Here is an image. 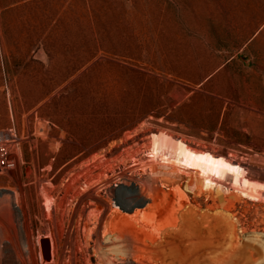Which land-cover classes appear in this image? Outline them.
<instances>
[{
    "label": "rangeland",
    "instance_id": "rangeland-1",
    "mask_svg": "<svg viewBox=\"0 0 264 264\" xmlns=\"http://www.w3.org/2000/svg\"><path fill=\"white\" fill-rule=\"evenodd\" d=\"M167 1L0 0V131L10 132L0 143L17 160L13 170L0 171V264H96L85 234L88 195L104 194L106 177L142 171L134 164L153 151L159 159L173 157L156 145L192 146L217 167L213 175L223 168L215 183L188 174L176 181L207 215L198 237L183 228L186 220L179 224L181 235L189 230L193 237L191 264H264V198L249 192L258 184L255 191H264V112L239 110L217 132L149 114L155 68L164 64L135 61L140 50L117 37L141 17L132 8L173 5ZM133 154L141 159L133 161ZM166 217L165 223L174 220ZM232 234L235 242L219 240ZM44 238L51 241L49 258ZM249 242L261 252L251 254ZM149 254L158 257L159 248ZM166 258L186 263L176 253Z\"/></svg>",
    "mask_w": 264,
    "mask_h": 264
},
{
    "label": "crops",
    "instance_id": "crops-1",
    "mask_svg": "<svg viewBox=\"0 0 264 264\" xmlns=\"http://www.w3.org/2000/svg\"><path fill=\"white\" fill-rule=\"evenodd\" d=\"M132 9L141 17L117 37L140 50L135 61L164 64L155 68L149 114L217 132L239 110L264 112V0H174Z\"/></svg>",
    "mask_w": 264,
    "mask_h": 264
},
{
    "label": "bare ground",
    "instance_id": "bare-ground-1",
    "mask_svg": "<svg viewBox=\"0 0 264 264\" xmlns=\"http://www.w3.org/2000/svg\"><path fill=\"white\" fill-rule=\"evenodd\" d=\"M184 146L192 150L183 148ZM184 146L182 148L174 146L172 149L168 146L165 148L166 146L156 145V150H168V153H172L173 157L165 156L164 159H159L158 153L153 151L149 159L134 164V167L142 171L133 174L134 172L122 170L110 179L106 177L105 193L99 192L98 195L94 193L88 195V204H86L85 210L89 209V228L85 234L89 240L94 242L92 247L97 261L96 264H167L168 259L166 257L175 253L186 261L185 264L194 262L193 260L197 257L196 251L190 245L192 241L189 240L193 237L187 234L189 230H193L197 237L201 236L200 228L202 231L204 230L201 226H205V224L203 225V218L205 219L207 215L191 206L192 200L189 194L176 181L182 178L184 174H188L198 178L202 176L215 183L222 179L221 176V178L215 176L219 175L223 168L219 167L218 172L216 171L217 174H214V176L210 169L214 171L217 167L207 162V157L195 153L199 149L189 145ZM150 147L147 148L150 150ZM132 156L133 161L141 159H138L135 154ZM105 174L108 175V173ZM244 180L246 181V179ZM254 187H251L252 189L249 191L250 197L252 195L254 198L255 196L259 199L264 198V191H255L256 188L254 189ZM214 188L217 187H211V189ZM105 195H108V197ZM46 202L48 209H50L52 200L47 198ZM125 202L131 204L133 208H123ZM215 204H217V200H215ZM214 208L215 206L211 205L208 211L211 212ZM179 211L182 214H179ZM166 216H173L174 220L165 223V220L164 222L162 220ZM231 219L234 221L233 225L237 226L238 221L235 218ZM181 220H186L183 228L189 229L186 231L187 234L181 235L182 227L179 225ZM206 228L208 229L207 225ZM233 233H235V230ZM212 234L213 238L217 237L216 228L212 230ZM235 235L232 234L228 238L219 236V240L229 243L235 242ZM2 237L0 235V241ZM8 247L9 255L11 256L12 253V256H14L11 246ZM157 248H159V256L155 258L148 257L150 256L149 251L154 253ZM248 249L252 254L261 252L257 246L252 245L250 242L248 243ZM107 251L110 255L106 254ZM16 256L19 257L17 254Z\"/></svg>",
    "mask_w": 264,
    "mask_h": 264
},
{
    "label": "built area",
    "instance_id": "built-area-1",
    "mask_svg": "<svg viewBox=\"0 0 264 264\" xmlns=\"http://www.w3.org/2000/svg\"><path fill=\"white\" fill-rule=\"evenodd\" d=\"M6 133L9 134V131H0L1 134ZM17 160L15 157L11 156L8 145L5 143H0V171L4 170H13L16 167Z\"/></svg>",
    "mask_w": 264,
    "mask_h": 264
},
{
    "label": "water",
    "instance_id": "water-1",
    "mask_svg": "<svg viewBox=\"0 0 264 264\" xmlns=\"http://www.w3.org/2000/svg\"><path fill=\"white\" fill-rule=\"evenodd\" d=\"M43 243V251L46 258L51 257V241L47 238L42 240Z\"/></svg>",
    "mask_w": 264,
    "mask_h": 264
}]
</instances>
